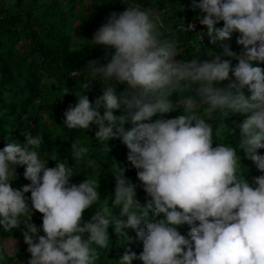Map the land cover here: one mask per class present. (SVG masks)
<instances>
[{
    "label": "clouds",
    "instance_id": "9594fccd",
    "mask_svg": "<svg viewBox=\"0 0 264 264\" xmlns=\"http://www.w3.org/2000/svg\"><path fill=\"white\" fill-rule=\"evenodd\" d=\"M124 2L129 6L113 12L89 40L115 49L107 64L92 60L87 69V76L105 85L103 94L90 100L85 89L92 79L86 80L62 125L86 132L95 124L100 145L122 138L151 198L142 205L136 184L113 161L114 199L101 201L100 179L87 174L72 183L76 165L46 159L43 134L25 131L23 143L8 139L0 148V229L11 232L21 217L27 218L29 264H98L101 251L113 242L110 225L120 245L128 247L127 228L143 242L139 255L126 250L117 264L134 259L142 264H264V174L250 182L239 154L243 150L264 173V154L258 151L264 149V0H193L206 13L200 17L206 32L197 34L237 58L235 65L219 54L212 60H177L182 50L175 37L162 35L166 24L159 12L138 0ZM194 27L189 24L186 31ZM235 32L243 45L240 53L226 42ZM230 73L235 79L221 86ZM122 83L127 87L118 91ZM174 93L180 96L176 105L170 98ZM122 107L126 115L114 114ZM176 107L184 114L163 116ZM231 113H250L238 123V144L228 140L213 146L214 128L217 135L235 133L225 123ZM129 119L134 126L126 129ZM89 152L86 139L73 141L72 154L85 169L96 163ZM49 159L56 160L54 167L47 166ZM16 165H26L24 176L31 181L23 188L12 184ZM97 202L95 214L84 220L85 209ZM117 207L126 219L115 215ZM34 210L44 214L42 226L32 222ZM184 224L190 226L187 235L178 227ZM6 248L12 250L0 239V264H6Z\"/></svg>",
    "mask_w": 264,
    "mask_h": 264
},
{
    "label": "trees",
    "instance_id": "16d2710c",
    "mask_svg": "<svg viewBox=\"0 0 264 264\" xmlns=\"http://www.w3.org/2000/svg\"><path fill=\"white\" fill-rule=\"evenodd\" d=\"M140 5L155 8L165 20L166 28L162 35L173 36L177 39L182 50L176 56L177 60H191L198 56L201 61L212 60L216 54L222 59L231 60L232 64L238 63L235 57L223 54V49L212 43L207 35L188 30L186 26L198 21L203 32L207 26L200 23V17L206 15L202 10L193 5V0H138ZM128 3L124 0H0V148H3L8 139L23 143L26 140V132L43 134L41 145L42 153L47 152L48 158H61L70 165H76V172L70 181L79 184L87 179L88 175H94L100 179V200L114 199L116 178L110 170L115 169L116 161L125 168V175L137 186V199L142 205L151 198L139 179L138 169L128 160L130 149L120 137H113L109 143L100 145L95 141L97 126L85 130L68 129L64 123V112L70 105L78 101L77 94L82 93L84 82L92 77L87 76L89 62L97 60L107 64L115 49L104 44L91 45L94 33L108 21L113 12H123ZM184 22V23H183ZM185 24V25H184ZM224 21L218 23L222 27ZM239 32L232 34L226 41L231 49L237 53L243 50L237 37ZM199 49L198 52H195ZM195 52V54H194ZM264 67V62L261 63ZM235 77H230L221 82V86H227ZM105 85L99 79H92L85 93L93 102L103 94ZM127 87L125 83L118 84V91ZM66 90L69 92L65 93ZM235 91V89H233ZM248 92L247 89H245ZM250 94V92H248ZM176 105L180 99L178 93L171 97ZM114 114L126 115L124 107L115 109ZM183 108L164 113L165 118L179 116ZM160 114H158L159 116ZM250 113H231L225 120L228 128H235V133L217 135L215 128L213 138L215 146L228 140L236 145L240 139L238 123L242 122ZM158 117H153L156 119ZM215 124V121H213ZM129 119L125 128L133 127ZM218 127V124L214 125ZM90 147L89 159L96 161L93 168H84L77 164L78 159L72 154L74 140H85ZM264 154V149H258ZM243 165V175L252 182L254 176L262 173L243 150H239ZM55 159H49L47 166L54 167ZM17 178L12 181L14 187L23 188V185L31 183L24 176L26 165H16ZM28 204L31 206V192L25 193ZM111 199L109 200L111 204ZM99 208V202L93 204L84 211V220H89ZM117 217L121 216V209L115 208ZM43 213L34 210L32 222L42 226ZM163 217L164 214H161ZM182 234L187 235L190 228L184 224L178 226ZM27 230V218L21 217L17 227L11 232L0 229V238L3 240L20 239L24 244L13 254L6 253V264H29L31 253L28 244L24 240V232ZM109 231L113 242L109 249L101 251L98 264H117L120 256L126 250H132L139 255L143 251V242L139 240L135 229L127 228L131 237L127 241L128 247L118 243L117 233L110 225ZM44 234L41 227V233ZM85 238L88 233H85ZM133 264H142L139 259H134Z\"/></svg>",
    "mask_w": 264,
    "mask_h": 264
},
{
    "label": "rangeland",
    "instance_id": "374dc122",
    "mask_svg": "<svg viewBox=\"0 0 264 264\" xmlns=\"http://www.w3.org/2000/svg\"><path fill=\"white\" fill-rule=\"evenodd\" d=\"M15 240H16V248H15ZM4 241H7L12 249L11 251H8V249L6 248V253H8L9 255H13L24 244V242L21 241L20 239H8Z\"/></svg>",
    "mask_w": 264,
    "mask_h": 264
},
{
    "label": "built area",
    "instance_id": "2783aa9c",
    "mask_svg": "<svg viewBox=\"0 0 264 264\" xmlns=\"http://www.w3.org/2000/svg\"><path fill=\"white\" fill-rule=\"evenodd\" d=\"M191 24H194L195 27L194 28H189L190 30L195 31L197 33H202L203 32V29L201 28V26H200L198 21H194Z\"/></svg>",
    "mask_w": 264,
    "mask_h": 264
}]
</instances>
